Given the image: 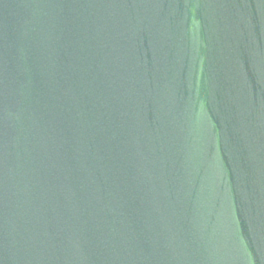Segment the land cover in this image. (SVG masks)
<instances>
[{
    "label": "water",
    "instance_id": "1",
    "mask_svg": "<svg viewBox=\"0 0 264 264\" xmlns=\"http://www.w3.org/2000/svg\"><path fill=\"white\" fill-rule=\"evenodd\" d=\"M0 264H264V0H0Z\"/></svg>",
    "mask_w": 264,
    "mask_h": 264
}]
</instances>
